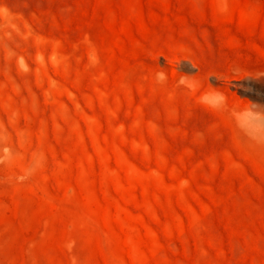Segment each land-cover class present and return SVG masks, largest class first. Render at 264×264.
I'll return each mask as SVG.
<instances>
[{
    "label": "rangeland",
    "instance_id": "rangeland-1",
    "mask_svg": "<svg viewBox=\"0 0 264 264\" xmlns=\"http://www.w3.org/2000/svg\"><path fill=\"white\" fill-rule=\"evenodd\" d=\"M0 264H264V0H0Z\"/></svg>",
    "mask_w": 264,
    "mask_h": 264
}]
</instances>
